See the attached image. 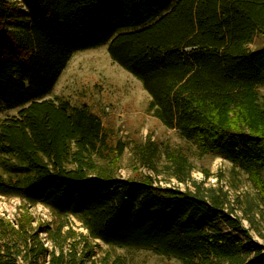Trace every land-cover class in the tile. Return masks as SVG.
I'll use <instances>...</instances> for the list:
<instances>
[{"label":"trees","instance_id":"obj_1","mask_svg":"<svg viewBox=\"0 0 264 264\" xmlns=\"http://www.w3.org/2000/svg\"><path fill=\"white\" fill-rule=\"evenodd\" d=\"M250 2L0 0V114L18 111L0 117V196L75 217L87 232L82 254L80 242L56 254L38 240V230L53 236L48 226L7 223L0 264H89L88 240L181 264H264V247L221 189L119 178L117 161H95L109 149L101 121L88 106L51 98L75 53L109 45L149 94L150 115L264 192V46L251 49L264 36V2ZM172 162L187 184L188 161Z\"/></svg>","mask_w":264,"mask_h":264},{"label":"rangeland","instance_id":"obj_2","mask_svg":"<svg viewBox=\"0 0 264 264\" xmlns=\"http://www.w3.org/2000/svg\"><path fill=\"white\" fill-rule=\"evenodd\" d=\"M252 6L262 5L264 0H249ZM264 28V21H261ZM108 46L77 52L64 71L51 98L65 99L73 107L88 106L96 119L101 121L108 134V150L105 158L95 157L96 163L105 165L117 161V176L121 179L152 177L157 185L194 189L193 182L203 183L206 189H221L226 194L230 209L250 229L253 241L264 247V192L262 183L252 181L240 168L221 157L200 156L193 143L179 137L175 130L163 126L148 112L149 94L142 83L111 59ZM264 46L260 35L251 49ZM264 97V87L261 88ZM18 111L4 112L1 119L14 117ZM122 148V154L120 153ZM188 161L185 173L188 183L172 162L177 158ZM176 173V174H175ZM32 221L31 232L48 226L52 235L38 230V240L49 251L59 254L64 245L79 243V254L84 252L87 232L75 217H60L43 205L30 206L18 198L0 196V231L10 223L19 228L23 219ZM60 228V236L57 229ZM226 231L231 228L224 226ZM54 238V239H53ZM66 240L65 243L63 242ZM95 255L89 264H181L146 251H129L110 247L102 241H87ZM49 260V258H47ZM19 264H24L19 260Z\"/></svg>","mask_w":264,"mask_h":264}]
</instances>
